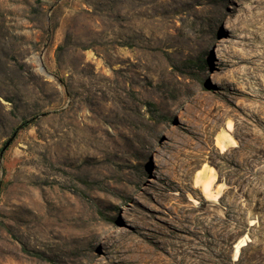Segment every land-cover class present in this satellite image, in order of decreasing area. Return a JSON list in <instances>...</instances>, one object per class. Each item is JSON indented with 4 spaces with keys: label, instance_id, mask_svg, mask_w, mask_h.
Wrapping results in <instances>:
<instances>
[{
    "label": "rangeland",
    "instance_id": "374dc122",
    "mask_svg": "<svg viewBox=\"0 0 264 264\" xmlns=\"http://www.w3.org/2000/svg\"><path fill=\"white\" fill-rule=\"evenodd\" d=\"M0 264H264V0H0Z\"/></svg>",
    "mask_w": 264,
    "mask_h": 264
},
{
    "label": "bare ground",
    "instance_id": "6f19581e",
    "mask_svg": "<svg viewBox=\"0 0 264 264\" xmlns=\"http://www.w3.org/2000/svg\"><path fill=\"white\" fill-rule=\"evenodd\" d=\"M90 41V42H89ZM93 42V39H83L82 41H81V44H82V46H85V47H88V46H90V44ZM136 251L138 252V253H140V254H143L144 253V250H142V248H137L136 249Z\"/></svg>",
    "mask_w": 264,
    "mask_h": 264
},
{
    "label": "trees",
    "instance_id": "16d2710c",
    "mask_svg": "<svg viewBox=\"0 0 264 264\" xmlns=\"http://www.w3.org/2000/svg\"><path fill=\"white\" fill-rule=\"evenodd\" d=\"M28 126V122H24L21 124L20 129H23Z\"/></svg>",
    "mask_w": 264,
    "mask_h": 264
}]
</instances>
